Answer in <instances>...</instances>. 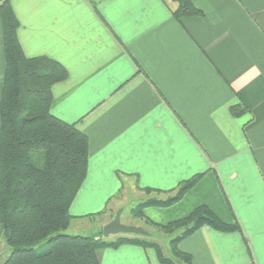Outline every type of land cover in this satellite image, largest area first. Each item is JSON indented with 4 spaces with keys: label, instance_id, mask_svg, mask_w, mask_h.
I'll return each instance as SVG.
<instances>
[{
    "label": "crops",
    "instance_id": "0c3cea01",
    "mask_svg": "<svg viewBox=\"0 0 264 264\" xmlns=\"http://www.w3.org/2000/svg\"><path fill=\"white\" fill-rule=\"evenodd\" d=\"M190 1L201 13L178 21L172 0H10L23 53L67 70L51 112L88 138L66 231L113 240L101 229L116 210L134 218L126 186L139 202L166 198L142 188L170 190L201 173L179 200L144 215L166 224L206 204L240 230L203 225L182 239L193 264H264V0ZM4 68L0 18V97ZM235 104L247 111L232 115ZM149 249L107 247L98 258L162 264Z\"/></svg>",
    "mask_w": 264,
    "mask_h": 264
},
{
    "label": "trees",
    "instance_id": "16d2710c",
    "mask_svg": "<svg viewBox=\"0 0 264 264\" xmlns=\"http://www.w3.org/2000/svg\"><path fill=\"white\" fill-rule=\"evenodd\" d=\"M172 1L176 4L172 14L178 21L201 13L190 0ZM0 18L5 61L0 97V228L10 248L0 264H101L99 250L124 244L153 248L162 264H193L191 254L178 247L182 239L203 225L221 232L240 230L237 222L221 220L206 204L166 224L144 215L147 206H169L179 200L202 175L197 173L170 190L142 188L147 193L172 194L148 197L131 211L170 235L172 257L146 237L120 235L106 240L67 233L73 219L70 207L86 177L89 157L86 134L51 112V88L66 79L67 70L57 60L23 53L10 0L0 1ZM246 111L240 104L230 107L237 117ZM41 242L45 248L36 247Z\"/></svg>",
    "mask_w": 264,
    "mask_h": 264
},
{
    "label": "rangeland",
    "instance_id": "374dc122",
    "mask_svg": "<svg viewBox=\"0 0 264 264\" xmlns=\"http://www.w3.org/2000/svg\"><path fill=\"white\" fill-rule=\"evenodd\" d=\"M123 192H124L125 201H126V203H125L126 204L125 205V210H127V209L129 210L131 207L134 208L139 203V201L141 199V198H138L137 196H135L134 193H132V192H136V190L132 189V187H127L126 186ZM118 209H120V208H118ZM105 211L106 210H104V212ZM120 217H121V221L122 220L123 221H128L129 222L128 225L140 226L144 230H146L147 233H149V234H145L144 235V234H135V233H130V234H121L120 233V234H116V235H131V236H138V237H146L147 239L155 240L156 242L159 243L162 251L165 253L164 255L165 256L167 255L169 257H172V252H171V254L168 252V243H169V240H170V235L169 234L164 233V232L158 230L157 227H155L154 225L149 224L144 218H140L138 216H134V218H128V215H127L126 212H124L123 215H121ZM90 222L92 224H94L93 222H95V218H93L92 220H90ZM93 226H95V225H93ZM101 233L103 235L102 229H101ZM86 235H88V234H86ZM167 240H168V242H167ZM36 247L45 248L46 245H45L44 242H41V243L37 244ZM169 247H170V244H169ZM149 250L151 252H153V253L155 251V250H153V248H151ZM9 251H10V248H9V246H7V244L4 241L3 236L1 235L0 236V252H1L0 253V256L1 257L0 258H2V257L4 258L5 255L7 253H9ZM170 251H171V247H170Z\"/></svg>",
    "mask_w": 264,
    "mask_h": 264
},
{
    "label": "water",
    "instance_id": "95a60500",
    "mask_svg": "<svg viewBox=\"0 0 264 264\" xmlns=\"http://www.w3.org/2000/svg\"><path fill=\"white\" fill-rule=\"evenodd\" d=\"M121 212L122 209H118L114 215V217L104 224L102 232L104 237H108L109 235H116V234H147V231L144 230L140 226H133L125 224L121 221Z\"/></svg>",
    "mask_w": 264,
    "mask_h": 264
}]
</instances>
